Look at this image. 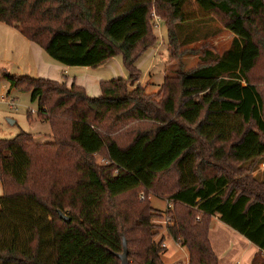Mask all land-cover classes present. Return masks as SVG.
<instances>
[{
    "label": "trees",
    "instance_id": "1",
    "mask_svg": "<svg viewBox=\"0 0 264 264\" xmlns=\"http://www.w3.org/2000/svg\"><path fill=\"white\" fill-rule=\"evenodd\" d=\"M152 13L169 64L178 35L197 22L216 19L232 42L147 94L134 85L157 41ZM0 23L63 67L120 56L128 75L90 98L75 84L0 71L50 129L47 143L24 132L0 139V264H121L123 239L138 264H162L155 218L170 220L187 264H218L208 238L216 215L257 249L250 264H264V184L237 177L264 156V99L251 76L264 54V0H0ZM151 197L171 208L155 211Z\"/></svg>",
    "mask_w": 264,
    "mask_h": 264
},
{
    "label": "rangeland",
    "instance_id": "2",
    "mask_svg": "<svg viewBox=\"0 0 264 264\" xmlns=\"http://www.w3.org/2000/svg\"><path fill=\"white\" fill-rule=\"evenodd\" d=\"M151 17L153 18V30L157 41L155 46L143 53L136 63V68L140 74V86L146 90L145 92L147 94H157L164 78L174 76L180 68L183 71H191L202 65L203 54L205 51L213 53L215 57L221 56L230 47L233 39V35L226 31L216 19L197 22L196 24H192L190 28L183 29L182 33L178 35V42L176 43V49H174V51L176 55H179V59L169 64V48L167 44L166 29L163 22L160 21L154 13L151 14ZM14 60L15 59L9 58L2 61L0 71L14 77L29 76L31 78H38L36 75H33L32 71H30L31 68L29 64H31V61L29 55H27L24 61L20 60L19 63ZM24 67L26 69H23ZM88 71L90 72L85 73L93 76L99 75L105 80V82L128 78L126 71L122 67L120 56L110 61L100 70H92L88 68ZM62 76L64 75H59V78L62 79ZM251 76L252 81L255 83V86L258 88L264 99V54L261 56L259 64ZM137 85L139 84L136 83L134 87ZM91 89H89V92H91ZM98 94L94 95L93 93H88L87 96L95 98L99 96ZM37 108L38 103L31 102L28 91L10 89L8 80L0 75V139L11 140L18 134L24 132L32 135L38 143L49 142V138L47 137L50 134L49 125L37 120ZM28 115L31 116L30 119H28ZM94 159L98 165L103 163V158L100 155L94 156ZM258 161L261 162L259 163ZM258 161L253 165L246 163L239 165L238 168L241 172L237 174V177L247 176V179L254 180L258 184H264V156ZM233 166L236 167L235 165ZM246 183H248V181ZM2 195L3 191L0 185V197ZM150 204L155 211L160 213L166 209L165 200L163 201L158 197H151ZM164 220V218H155L152 220L155 227L153 232L156 233L153 241L158 242L161 238L164 239L162 245L165 247H162L161 245L162 248L159 253L160 261L162 264H187L188 253L186 248L180 243H174L168 237ZM222 230V241H245L226 226H223ZM123 241L126 245L127 240L125 241V239H123ZM212 241H219V236H217L216 240L212 239ZM222 248H224V246H222ZM233 249L237 254L236 257H239L238 253L243 251L244 247L241 244L237 246L236 243H234ZM251 249V251H257L253 246H251ZM126 251L128 255V263L138 264L139 259L137 258V250L133 243H129L128 246L126 245ZM233 256L234 254L229 253L220 264H242L239 259H237L236 262L234 260L232 261Z\"/></svg>",
    "mask_w": 264,
    "mask_h": 264
},
{
    "label": "crops",
    "instance_id": "3",
    "mask_svg": "<svg viewBox=\"0 0 264 264\" xmlns=\"http://www.w3.org/2000/svg\"><path fill=\"white\" fill-rule=\"evenodd\" d=\"M27 55H29L31 61V64H29L31 68L30 71H32L33 75H36L38 77L36 79H45L55 82L65 81L68 86H70L71 84H75L79 87H82L85 90L86 94L93 93L94 95H97L99 93L98 95H100L99 84L100 82H105V80H103L101 76H93L89 75L88 73H85L90 72L88 71V68L69 69L67 67L64 68L63 66L58 65L57 63L49 59V57L44 53L41 48L26 40L13 27L6 26L0 23V66L2 65V61L7 60L9 58L15 59L14 61H17L18 63L20 62V60L24 61ZM106 64L94 68L92 70H100ZM23 69L26 68L24 67ZM61 74L64 75L62 76V79L59 78V75ZM138 84L141 85L139 82ZM89 89H91V92H89ZM223 226L225 225H223L219 221V215H216L211 222L208 235L210 246L218 259V264L224 261V258L228 256L229 253L234 254L232 261L234 260L236 262V260L239 259L242 264H250L254 255L257 253V251H251V246L253 245H251L245 238H243L241 235H239L233 230L231 231L243 238L246 242L222 241L221 234L223 231ZM217 236H219V241H212V239L216 240ZM234 243H236L237 246L241 244L244 247V250L238 253L239 257H236L237 254L234 252ZM222 246H224V248H222Z\"/></svg>",
    "mask_w": 264,
    "mask_h": 264
},
{
    "label": "water",
    "instance_id": "4",
    "mask_svg": "<svg viewBox=\"0 0 264 264\" xmlns=\"http://www.w3.org/2000/svg\"><path fill=\"white\" fill-rule=\"evenodd\" d=\"M12 124V122H11ZM59 218L64 222V223H70V219L65 216L64 214H62L61 212H58ZM118 259L120 260L121 264H128V260H127V251H126V245L123 241V252L121 255L118 256Z\"/></svg>",
    "mask_w": 264,
    "mask_h": 264
},
{
    "label": "built area",
    "instance_id": "5",
    "mask_svg": "<svg viewBox=\"0 0 264 264\" xmlns=\"http://www.w3.org/2000/svg\"><path fill=\"white\" fill-rule=\"evenodd\" d=\"M158 25H159V23H158ZM158 25H157V27H158ZM102 162H104V160H103ZM170 208H171V206H170V204L167 202V203H166V210H169ZM169 221H170V220H168L167 218H165V220H164V225H172ZM162 247H165V246L162 245Z\"/></svg>",
    "mask_w": 264,
    "mask_h": 264
}]
</instances>
